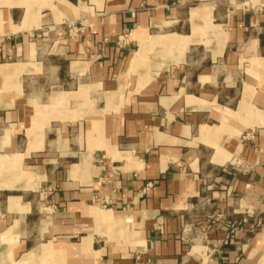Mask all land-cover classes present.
<instances>
[{
    "label": "crops",
    "instance_id": "obj_1",
    "mask_svg": "<svg viewBox=\"0 0 264 264\" xmlns=\"http://www.w3.org/2000/svg\"><path fill=\"white\" fill-rule=\"evenodd\" d=\"M262 1L0 0V264H264Z\"/></svg>",
    "mask_w": 264,
    "mask_h": 264
},
{
    "label": "built area",
    "instance_id": "obj_2",
    "mask_svg": "<svg viewBox=\"0 0 264 264\" xmlns=\"http://www.w3.org/2000/svg\"><path fill=\"white\" fill-rule=\"evenodd\" d=\"M177 1H178V0H177ZM260 6H261L262 8H264V0H263L262 3L260 4ZM69 31L71 32L72 29H70ZM119 38H120V37H119ZM120 39H122V37H121ZM120 39H119V40H120ZM120 41H121V40H120Z\"/></svg>",
    "mask_w": 264,
    "mask_h": 264
}]
</instances>
